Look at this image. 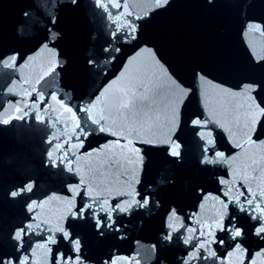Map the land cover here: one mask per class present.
Listing matches in <instances>:
<instances>
[{"label":"water","instance_id":"1","mask_svg":"<svg viewBox=\"0 0 264 264\" xmlns=\"http://www.w3.org/2000/svg\"><path fill=\"white\" fill-rule=\"evenodd\" d=\"M0 256L264 264V0H0Z\"/></svg>","mask_w":264,"mask_h":264},{"label":"snow or ice","instance_id":"2","mask_svg":"<svg viewBox=\"0 0 264 264\" xmlns=\"http://www.w3.org/2000/svg\"><path fill=\"white\" fill-rule=\"evenodd\" d=\"M78 2H79V0H70V3L73 5V6H75L76 4H78ZM157 3H164L165 4V6H166V0H157ZM52 24H55V20L53 19L52 21H50ZM249 26L250 27H252V26H254V27H256L257 29H259V27H260V25L259 24H249ZM56 38H57V33H55V32H53L52 33V40L53 41H56ZM45 40H47V37H46V39ZM47 44H45V46H46ZM58 55H59V53H58ZM61 70H63V69H61ZM257 87H261V86H258L257 85ZM179 135H180V132L178 131L177 133H176V136H177V145L179 146V147H181L182 148V144L180 143V141H179ZM162 147H164L165 148V151H166V153H168L171 157H180V153H176L175 154V156H173V151H172V146L171 145H163ZM201 163H203V161H201ZM34 182H30L28 185H26L25 187L27 188V190H29V191H31V188H32V184H33ZM12 195L13 196H15L16 195V193L15 192H13L12 193ZM21 195H23V191H21ZM150 199V198H149ZM81 207H83L82 205H81ZM173 209H169V211H172ZM129 215H130V213H129ZM77 219H80L81 221L82 220H84V219H86V217H84V216H80V217H72V220L73 221H75V220H77ZM250 219L255 223L256 222V217L255 216H250ZM235 221H232V223H234ZM113 223H115V221H113ZM93 225H94V227H96V231H97V233L98 234H102V228L104 227V225H103V223H102V221L99 223V226L97 227L96 225H97V220H93ZM110 227V226H109ZM164 229L166 230L167 229V214H166V217H165V222H164ZM115 231L117 232V233H119L120 232V229L119 228H115ZM121 238H123V237H121ZM164 239H166L165 237H161V243H163V240ZM62 255V254H61ZM0 264H6V259L4 258V257H2V256H0Z\"/></svg>","mask_w":264,"mask_h":264}]
</instances>
